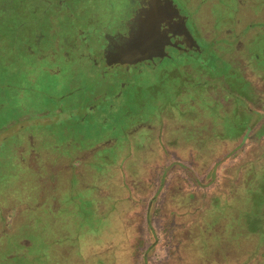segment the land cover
<instances>
[{"label":"rangeland","instance_id":"1","mask_svg":"<svg viewBox=\"0 0 264 264\" xmlns=\"http://www.w3.org/2000/svg\"><path fill=\"white\" fill-rule=\"evenodd\" d=\"M202 1L190 68L103 63L127 0H0V264H264V0Z\"/></svg>","mask_w":264,"mask_h":264},{"label":"flooded vegetation","instance_id":"2","mask_svg":"<svg viewBox=\"0 0 264 264\" xmlns=\"http://www.w3.org/2000/svg\"><path fill=\"white\" fill-rule=\"evenodd\" d=\"M115 1L117 2L119 0ZM204 1L205 0H203L202 3H204ZM194 3H198L199 5L201 0H127V4L121 9V17L113 22L112 25L104 26L105 28L95 36V39L97 38V41L95 42L97 46L95 47L99 52L103 63L107 67L114 65L129 67L135 66L139 62L149 66L152 64L155 65L160 60H174V58L179 57L178 59H181L180 61L183 66L194 68L193 66L195 64L197 65V63H194L195 61H193L190 55L201 51L200 46L198 45V40H201V42L205 40L200 29H198L197 22L194 20ZM61 8H67L70 11L75 10L74 0H56L54 7L50 10L51 15L49 18L52 24L51 31H56V28L61 26L59 23L60 16L62 15L59 10ZM49 9L50 6H44L45 12ZM248 15L249 20L252 19V12H249V14L247 13V16ZM239 22H241L240 18ZM243 23L244 21L241 22V24ZM249 23L250 25L244 23V33H246L247 30H250L252 26L255 27V24L251 22V20ZM140 32H153L155 38L160 43L164 44L165 54L162 58L156 56L153 57V59H144L134 64H129L127 62L113 63L107 58V56H113L114 53L120 49L122 43L130 36ZM71 38L75 41V37ZM90 43L91 42L88 44ZM73 45L78 47L77 42L73 43ZM43 52L54 59L55 55L53 54V51L52 55L48 51L45 52V49H43ZM183 53H187V55L182 59V57H184ZM65 54L68 53L65 52ZM57 63V60L47 62V64L51 66ZM94 63L96 62L94 61ZM258 120L256 121L257 127L263 126L264 111H262L261 108H259L258 111ZM252 130L255 131L253 127L251 131ZM254 131L252 134L247 135V138L249 137L246 141L248 146L252 145L250 139L258 138Z\"/></svg>","mask_w":264,"mask_h":264},{"label":"water","instance_id":"3","mask_svg":"<svg viewBox=\"0 0 264 264\" xmlns=\"http://www.w3.org/2000/svg\"><path fill=\"white\" fill-rule=\"evenodd\" d=\"M164 54V44L155 38L153 32H140L130 36L113 56H107V58L113 63L134 64L144 59H153L156 56L162 58Z\"/></svg>","mask_w":264,"mask_h":264},{"label":"trees","instance_id":"4","mask_svg":"<svg viewBox=\"0 0 264 264\" xmlns=\"http://www.w3.org/2000/svg\"><path fill=\"white\" fill-rule=\"evenodd\" d=\"M249 230V229H248ZM250 231V230H249ZM244 235H252L251 233L249 232H245ZM253 237V236H252ZM264 239V238H263ZM263 239L259 242V244H261L263 242Z\"/></svg>","mask_w":264,"mask_h":264}]
</instances>
